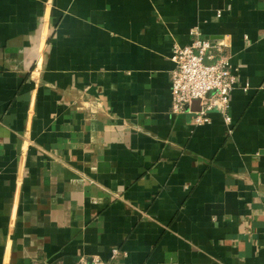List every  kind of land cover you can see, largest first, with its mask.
<instances>
[{
    "label": "crops",
    "instance_id": "1",
    "mask_svg": "<svg viewBox=\"0 0 264 264\" xmlns=\"http://www.w3.org/2000/svg\"><path fill=\"white\" fill-rule=\"evenodd\" d=\"M192 29L230 123L171 111ZM94 256L264 264V0H0V264Z\"/></svg>",
    "mask_w": 264,
    "mask_h": 264
},
{
    "label": "built area",
    "instance_id": "2",
    "mask_svg": "<svg viewBox=\"0 0 264 264\" xmlns=\"http://www.w3.org/2000/svg\"><path fill=\"white\" fill-rule=\"evenodd\" d=\"M192 39L186 46L174 45L171 60V111L174 114H192L194 125L210 123V113L221 111L226 122L231 118L225 112L236 82L223 41L207 39L192 29ZM212 92V93H211ZM198 100L199 109L192 110ZM115 249L113 255L117 254ZM78 264H110L98 256Z\"/></svg>",
    "mask_w": 264,
    "mask_h": 264
},
{
    "label": "water",
    "instance_id": "3",
    "mask_svg": "<svg viewBox=\"0 0 264 264\" xmlns=\"http://www.w3.org/2000/svg\"><path fill=\"white\" fill-rule=\"evenodd\" d=\"M212 93V92H211ZM199 101L198 100H195L193 103H192V110H198L199 109ZM190 117H192V114H189Z\"/></svg>",
    "mask_w": 264,
    "mask_h": 264
}]
</instances>
